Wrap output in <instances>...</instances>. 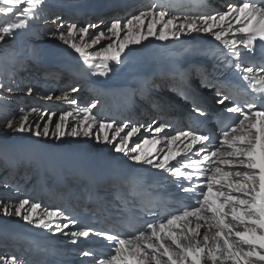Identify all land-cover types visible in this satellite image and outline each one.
<instances>
[{
  "label": "snow or ice",
  "instance_id": "6c2138e0",
  "mask_svg": "<svg viewBox=\"0 0 264 264\" xmlns=\"http://www.w3.org/2000/svg\"><path fill=\"white\" fill-rule=\"evenodd\" d=\"M45 3L46 0H0L3 5L0 13L15 17L0 30V41L27 29L39 18L37 9ZM24 4L29 7H21ZM225 8L181 16L174 8L154 5L131 15L123 24L120 19L112 20L110 26L90 40L85 37L96 25L69 23L65 28L60 17L52 21L58 26L52 35H58L89 68L98 69L99 75L111 71L110 62L121 64L122 54L130 45L141 44L149 37L168 41L192 33L210 34L227 49L224 60L231 58V67L251 89L245 98L235 87L230 89L227 84L217 87L215 103L222 106L214 116L218 132L209 134L199 127L189 128L166 135L163 141L155 136L146 137L129 148L131 138L145 126L98 118L93 113L97 106L95 102L81 108L78 101L70 97V93L79 91L76 87L55 99L77 105L76 114H82L78 127L67 123L73 116L71 111L62 113L60 122L52 121L49 116L48 122L40 125L29 123L30 117L24 114L23 108L19 121L8 119L4 124L11 132L36 137L52 135L59 139L66 135H94L97 141L111 144L115 152L127 155L134 163L170 173L174 183L183 192L191 194L193 204L179 208L159 221L145 222L131 233H110L89 226L65 231L79 225V221L59 207L48 208L29 198L19 199L13 206L0 201V211L5 216L19 217L36 228L70 236L74 238L73 243H76L75 238L102 237L109 246L108 252L97 254L86 249L80 253L90 258L89 264H264V60L260 63L254 60L256 42H264V0H235ZM229 34L233 38L229 39ZM102 39L110 42L99 50L87 51ZM249 58L252 62L246 63ZM96 59L100 63L92 62ZM27 91L31 94L33 89L28 87ZM190 95L185 92V99ZM191 98L193 111L198 116H205L204 106L195 96ZM46 99L52 100L53 96L46 95ZM153 103L155 107L163 108L159 101ZM40 111L36 107L31 109L34 114ZM50 124L54 125V130H50ZM153 124L156 125L154 128L152 125L147 128L154 134L171 127L166 122L153 121ZM94 127L96 132H93ZM149 143L162 145V148L157 147L155 153H146L142 145ZM178 143L183 146L174 147ZM201 229H204L203 233ZM0 264H23V261L15 255L0 256Z\"/></svg>",
  "mask_w": 264,
  "mask_h": 264
},
{
  "label": "bare ground",
  "instance_id": "6f19581e",
  "mask_svg": "<svg viewBox=\"0 0 264 264\" xmlns=\"http://www.w3.org/2000/svg\"><path fill=\"white\" fill-rule=\"evenodd\" d=\"M54 1L56 2L57 0H46V3L43 7L48 9L49 11L54 10L55 12H57L60 7L58 5H54ZM106 2L108 3L104 7L106 8L109 6L112 8H110L109 10L108 8H98ZM229 2V0H226V5ZM118 4H133L136 7L140 4V0H102L95 6L97 9L93 11L88 9L91 8L89 7V5L83 7L82 15L86 16L85 18H87L88 20L90 19L89 16L93 15L95 12L107 10L109 12L103 15H106L109 19L113 15L112 13H118V10L115 8ZM217 4L223 7V4L216 2V8L218 7ZM25 5L27 4H24L22 6ZM126 7L122 6L121 15L127 10ZM70 10L71 9L63 10L64 12H62V14L59 16L60 19L64 20L66 15L68 14L77 15V12ZM224 10H226V8ZM80 12L82 11H79L78 13ZM106 21L110 22L108 20H105L104 22ZM102 25H104V23ZM200 37H203V39H209V37L212 36L210 34L192 33L187 36L182 35L179 40L169 39L168 41H159L154 37H149L147 41H142L141 44L138 45H130L129 48L125 49V52L122 54L123 62L121 64L110 62L111 71H109L106 75H99L98 69L96 71H93L94 68H89L87 65H85L83 59L78 55V53H73L72 55L69 50L66 51L69 54H65L62 60H55L52 59L49 55H45V53L47 52L46 48H48L46 44L44 45L42 43H39V45H37L35 43H29L28 45L26 40H20L17 37L12 36L5 37L4 40L0 41V44L7 53H13L15 55L22 53L23 57L34 56L36 58V61L31 60L33 67H39L41 69L48 68L53 76H61V79H59L58 82L63 81L64 85L72 84L76 80V78L79 79L81 84L75 86L76 88L79 87L78 89L81 90V93L75 95V97L77 96L76 100L78 101L79 107H84V104L89 102L90 99H93L95 100L93 102H95L97 105L96 108L93 109V113L98 118L103 120H115L117 122H127L128 119L123 120L122 115L125 111V108L131 103V100L133 101V98L136 97V90L135 88H133V80L135 79V77L138 74H146L148 76H151V74L154 73L155 69L157 71H160L161 62L159 58L161 57L162 52H165L172 48H183L191 40H195ZM46 40L50 41H47L48 45L61 46L65 44L59 39L58 36L53 42H51V39ZM95 48L99 49L98 45H95ZM40 54H42L44 57L41 58ZM66 60L73 63L64 65V68L69 71H65L64 69H62L63 66L61 65L51 66L49 64L50 62H56L57 64H59ZM98 60L99 59H96L92 62L96 63ZM41 62H45L47 64H43ZM36 63L43 65H38ZM97 63H100V60ZM93 73L97 74L93 75ZM163 76L166 80L168 79L167 74H164ZM157 82L161 83L162 81H156L154 83V86L156 87H158ZM84 88H88V91H92V95L86 96L88 92L84 91ZM205 90L208 96L215 97V95L213 94V90ZM153 91L154 90H152V92ZM152 92H149V100L154 97ZM34 107L40 109L41 111L39 114H34L30 110L27 113V115H29L30 117L29 123H38L41 125L46 112H42L41 106L39 105L38 107L37 105ZM48 107L50 106L48 105ZM146 107L148 106L146 105ZM68 109L69 111L73 112V116L71 117L72 120L69 119L67 123L73 127H78L79 121L80 119H82V114L77 116V114L75 113L77 110V105L70 104ZM148 112L151 111H149L147 108L146 110L142 109L139 113L135 114H140L141 116L144 115L146 117ZM41 116L42 118L40 119ZM127 118H129L128 115ZM16 121H19V119ZM151 125L153 126V128L156 126L153 123ZM96 131L97 129L94 127L93 132ZM126 131H128V129H126L125 132ZM121 135H124V133H122ZM166 135V129L162 133L154 134L153 132H150L148 128H146L144 131H140L134 137H132L131 141L134 140L136 141V143H141L146 137L151 139L153 136L163 141V138ZM42 142H47L48 144ZM182 146L183 145H180L178 143L174 147ZM128 147L131 148L130 146ZM157 147L162 148V145L158 146L149 143L142 145V150L146 153H155ZM15 150L21 153L30 154L31 156L39 154L37 157H33V159L34 162H37L38 159L41 160L36 165H34V163L28 165L32 168L31 179L33 180V182L31 183V185L24 186L23 184H21L22 182H17V189H19V191L21 192H24L25 198L40 202L43 206L48 208L59 207L67 213L73 206L78 207L79 203L82 202L84 203L83 205H81V208L88 207L90 205L89 200L92 196V191H88L89 189L87 190L85 188L90 186L92 182H100L102 184L104 182L103 180H107L105 177H108L109 172H112V170L121 171L132 169L148 177H151L154 180H158L154 177L157 174L170 175V173L155 169L150 165H140L134 163L129 159L127 155L115 152L111 144L105 143L103 142V140L97 141L94 135L89 137H84L82 135L79 137H72L66 135L59 139L52 135L48 137H36L27 133L11 132L10 130L6 129L4 125L0 126V155L15 152ZM20 158L21 156L17 155H15L14 158H0V177L5 180L3 183L1 181L0 187L8 189V186H5V184L7 185L6 182L9 181L8 183L12 184L14 180L17 179L16 176L19 172L16 171L18 165L15 166V162ZM28 158L29 156H25V159ZM126 160L129 163L126 162ZM31 162H33L32 159ZM175 163L176 162H174L173 164ZM6 171H8V174H6ZM80 175H82L83 178ZM172 178L174 179V177ZM122 181L124 182L123 177ZM163 181L165 182V180ZM69 182H73V184H75V182H80V185L83 186V189L79 191L73 190L70 193H67L65 191L60 192L59 190L61 184L67 183V187L70 188ZM115 189L116 187L114 186H110V188L107 186L101 187L100 196L102 198L105 197L104 199H107H103L101 201L103 202V204H107L110 202V200H113ZM2 196H0V198ZM8 205L13 206L11 204ZM0 216L4 217L3 219L8 218L12 220H22L21 218L16 216H5L2 211H0ZM90 216L93 215L90 214ZM74 230H76L75 227L65 229V231ZM37 231H39L43 235H38ZM203 231L204 229H201L202 233ZM5 236H7L11 240H13L15 237H18L20 239L17 242L12 241L13 243H10L11 246L15 244L14 248L12 247L11 249L10 255H13L14 252V255L17 256L20 260H22L23 262L28 261L30 264H34L35 261L39 258H45L46 250H42V245H52L50 246V249L59 252L61 261H63L65 264L70 261L75 262V264H83L84 260H87L88 258L81 256L79 251L86 250L87 247L79 246L78 243L80 244L82 242H88L87 246H89L90 250H94L93 252L97 254L101 253L97 252L96 247L103 246L107 243L103 238H99L97 236H92L89 239L75 238L76 243H73L72 240L74 238L70 236L53 234V232L50 230L39 229L33 225H29L26 222L23 224H15L10 221L7 222L0 220V238H4ZM58 243L63 247L56 248L55 245H57ZM69 244L74 246V248L67 249L68 251L71 250L67 252L68 254L71 253L72 257L63 255L64 250H66L63 248H65V246ZM24 250L28 251L21 252ZM21 254H23L24 256L22 257Z\"/></svg>",
  "mask_w": 264,
  "mask_h": 264
},
{
  "label": "rangeland",
  "instance_id": "374dc122",
  "mask_svg": "<svg viewBox=\"0 0 264 264\" xmlns=\"http://www.w3.org/2000/svg\"><path fill=\"white\" fill-rule=\"evenodd\" d=\"M100 1H102V0H57L56 2L54 1V5H58L60 7V9L57 12H55L54 10L49 11L48 9H46L44 7L37 9V11L39 13V18L33 20L27 29L22 30V31H17L16 35L14 37H17L20 40L21 39L26 40L28 45H29V43H35L37 45H39V43H42L44 45L46 44L48 48H46L47 52L45 53V55L47 54L52 59H55V60H62L63 56L65 54L66 55L69 54L66 52L67 50H69V52L72 53V55H73V53H76V52L68 44H64L61 46L48 45L47 44L48 40H46V39H51V42L56 40L58 35H52V34L57 32L58 26H57V24H54L52 21L54 19H56V17H59L62 14V12H64L63 10L71 9L70 11L77 12V15L68 14V15H66L65 19L62 20L65 28L67 27V24H69V23H76L78 26H86L89 24L96 25V27L90 28L89 35L85 37L86 40H90L91 38H94L100 30L106 29L107 26H110L111 21L114 20L117 16L123 17V18L121 17V19H120L122 21V24H123V21L126 20L127 18H129L131 15L139 14V12L142 11L143 9H149L151 6H154V4L152 5L153 0H150V1L144 0L142 2L143 6H141V7H135L133 4H127L126 5L127 7L125 5H119V7H115L118 10V13H116V14L112 13L113 15L109 19L107 18L106 15H103L105 13H103V10H101V11L95 12L93 15H90L89 16L90 19L87 20V18H85L86 16L82 15L83 14V7L89 5V7H91V8H88V9L93 11V10L97 9L95 6ZM218 1H220V3L223 4V7L221 5L217 4L218 7L216 8V11L224 10L225 6H226V3H225L226 0H218ZM107 3L108 2L104 3L101 7H98V8H102V9L108 8V10H109L112 7H109V6L106 8L104 7V6H106ZM2 6L3 5H0V7H2ZM122 6L126 7L127 10L124 13H122V15H121ZM21 7H29V5H25V6H21ZM79 11H82V12L78 13ZM176 14L181 15V16L183 15V14H179V13H176ZM14 19H15V17L13 15H5L3 13H0V30H2L7 24L13 22ZM116 19H119V17H117ZM105 20H108L110 22L106 21L107 22L106 23V22H104ZM103 23H104V25H102ZM0 34H2V31H0ZM108 35L110 36V34H108ZM8 37H10V36H8ZM122 37H123V33H121V38ZM111 39L115 40L114 37H112ZM204 39H207V38H204ZM48 42H50V41H48ZM76 42L80 43L79 39H77ZM109 42H110L109 39H102L100 41V43L97 44L98 48L100 49L101 47L106 46ZM1 46L2 45L0 44V85H2V87H0V126H3L8 119H15V120L20 119V115H21L20 109L21 108H23L25 110L24 114H27L36 105H37V107H38V105L41 106L42 112H46V115L43 117L41 125L48 122L49 116L52 117V121L60 122V115L64 112L69 111L68 107H69L70 103H66L64 101L57 100V99H55V97L61 96V95H63V93L65 91L70 90L71 87H75V86L81 84L80 80L76 78V80L72 84L64 85L63 81L58 82L59 79H61V76H59V75L53 76L50 73V70H48V68H45V69L42 68L41 69L39 67H33L31 60L36 61V58L34 56L23 57L22 53H19L16 55L13 53H7L3 49V47H1ZM99 49L95 48V46H92V47H89L87 49V51H96ZM50 51H53V52H50ZM40 57L42 58L44 56L42 54H40ZM43 60H45V59H43ZM41 63H43V62H41ZM36 64L43 65V64H47V63L44 62L43 64H39V63H36ZM49 64L51 66L61 65L64 68V65L73 64V63L71 61L66 60V61L59 63V64H57L56 62H50ZM96 70L97 69H95V68L93 69V71H96ZM163 75H164V73H161V71H157L156 69H155L154 73L151 74L150 79H149V86L152 90H154V88L156 87V86H154L155 85L154 83L156 81L159 80V81L163 82L165 80ZM157 83H160V82H157ZM28 87H31L33 89L31 94H29L27 91ZM9 89H12V90L9 91ZM135 90H136V95H135L136 97L133 98V101L131 100V103L125 108V111L122 115L123 120L128 119L127 122H129L131 124H134V122L131 119L127 118V115L130 116L131 113L132 114L139 113L142 109L146 110L147 109L146 105L148 106L147 100L149 101V98H150L149 92H148V99L144 100L143 97L141 96V92L139 91V89H135ZM84 91L88 92L86 94V96L92 95V91H88V88H84ZM79 93H81V90H79L78 93H70V97L73 98L75 96L73 94L77 95ZM46 95H52L53 99L52 100L46 99ZM93 101H95V100L90 99L88 104H90ZM48 105L50 107H48ZM85 105H87V104H85ZM140 106H143V107L140 109ZM41 118H42V116L40 117V119ZM69 119H71V117H69ZM135 124H137V123L135 122ZM50 130H54V125L50 124ZM42 143L48 144L47 142H42ZM135 143H136V141L132 140L129 142L128 146H130V147L135 146ZM15 155L21 156L20 159H18V160L15 159V160H17L15 162V166L18 165L16 171H18L20 174L17 173V176H16L17 179L14 180V182L12 184H9L8 183L9 181L6 182L7 185L5 184V186H8L7 187L8 189H5L4 187H0V196L3 195L0 198V201H3V203H5V204H11V205H14L17 202V201L11 200V198L14 197V195H16L15 192L13 191V188L11 187V185L13 187H15V189L17 191H19V189H17V187H16L17 182H19V183L22 182L21 184H23L24 186L25 185L26 186L31 185V183L33 182V180L31 179L32 168L29 167L28 165H31L33 163H34V165H36L39 161H41L38 159L37 162H34V159H33V157H37L39 154L31 156L30 154L21 153V152H18L16 150H15V152H11L8 154L6 153L5 155H0V158H2V157L14 158ZM25 156H29V158L25 159ZM31 159L33 162H31ZM126 162H128V161L126 160ZM6 174H8V171H6ZM80 176H82V175H80ZM105 178L107 179L108 177H105ZM1 181L3 183L5 180L2 179V177H0V186H1ZM103 181H104L102 183V184H104L103 186H107L109 188H110V186H113V185H110L108 183V180H103ZM76 183L77 182H75V185H71L70 188H68L66 184H61L59 191L60 192L65 191L67 193H70L71 191H73V189H75V191H79V189H81V188L83 189V186L78 185ZM78 183H80V182H78ZM39 186H40V184H39ZM89 187L90 186H88L85 189L88 190ZM19 192H21V191H19ZM24 196H25V194H24ZM104 198H102V200ZM104 200H107V199H104ZM83 203L84 202L79 203V205H83ZM3 218L4 217L0 216V220H3V221H7V222L10 221V222H13L15 224L25 223V221H23V220H12V219H8V218H6V219H3ZM37 234L43 235L39 231H37ZM0 239H2V238H0ZM52 239H53V237H52ZM19 240L20 239L18 237H15L13 240L9 239L10 243H13L12 241L17 242ZM82 243H80V244L78 243V245L84 247V245H82ZM69 245H67V246H65V248H63V249H66V250H64V253H63V255H65V256H68L69 255L68 252L71 251V250L68 251L67 249L74 248L73 245L72 246H69ZM14 246H15V244L12 245L13 248H14ZM61 247H63V246H61ZM87 247H89V246H87ZM96 250L98 252V247H96ZM3 251L4 250L0 245V256H5ZM26 251H28V250H24L21 252H26ZM92 251H94V250H92ZM79 252L81 253V250ZM13 255H14V252H13ZM21 255H23V254H21ZM89 259L90 258H88L87 260H84L83 264H89Z\"/></svg>",
  "mask_w": 264,
  "mask_h": 264
}]
</instances>
